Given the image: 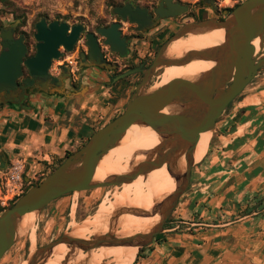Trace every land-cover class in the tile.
Returning a JSON list of instances; mask_svg holds the SVG:
<instances>
[{
	"label": "water",
	"instance_id": "obj_1",
	"mask_svg": "<svg viewBox=\"0 0 264 264\" xmlns=\"http://www.w3.org/2000/svg\"><path fill=\"white\" fill-rule=\"evenodd\" d=\"M164 1L168 12L161 7L157 11L158 16L177 18L189 11V5L184 6L171 0ZM111 12L142 27L151 20L147 10L139 7L134 9L131 0L126 1L124 7L112 8ZM224 16L223 19L215 17L186 23L161 46L150 67L133 69L114 79V82H117L138 72L143 74L122 114L95 131L81 149L69 155L51 174L38 185L31 187L11 208L0 214V263L15 245L22 231L20 225L28 214H40L51 203L67 194L102 188H120L133 183L140 176L166 167L176 183V190L163 200L155 202L150 211L131 206L118 207L110 216L109 229L106 233L93 232L88 239L74 236V230L65 233L58 239L35 248L27 264H46L55 248L62 244L70 248L71 252L61 264L76 262L79 252L89 254L102 247H137L139 253L151 245L156 236L164 233L168 220L190 187L192 170L197 164L195 151L199 136L208 131L214 133L218 120L230 104L264 69V0H245L233 11L224 13ZM120 26L119 23H114L110 28H99L98 33L106 39V45L114 54L126 57L127 41L121 38ZM35 27L36 54L28 58L26 57L29 50L23 38H15L10 29L1 33L4 43L0 51V105L6 104L4 97L10 99L15 95L12 93L13 90L23 88L19 87L17 82L24 75L23 66L31 77L37 79L50 77L48 69L52 61L62 57L60 49L73 52L75 44L85 30L82 24L71 28L66 22L48 23L45 18L39 20ZM215 30L225 31V40L220 46L190 50L180 58L166 56L173 42L189 35L208 34ZM258 38L260 52L256 54L253 43ZM86 39L90 59L94 61L99 56V44L93 33H87ZM6 40L12 42H5ZM84 59L85 54H82V60ZM100 61L99 58L97 63L88 64V67H95L100 72L116 70V67L107 63L102 64ZM193 61L213 62L214 66L196 79L178 78L151 90V81L160 69L165 66H185ZM84 69V66L79 68V73ZM29 81L30 79L24 83ZM84 81L85 79L81 84L78 82L76 88L68 90L66 81L62 79L58 83L59 87L49 89L47 85L43 93L64 98L68 95L73 98L85 93L88 86ZM23 100L25 95L21 96V101ZM7 103L12 104L10 101ZM28 106L32 107V100L28 101ZM166 109H170V113H165ZM135 125L151 128L160 138L159 146L153 151L141 153L145 157L144 160L131 161L127 173L111 175L103 181H96L97 168L103 157L116 148L128 130ZM183 158L186 162L184 170L179 169V163ZM9 165L3 168L6 169ZM25 177L26 174L23 178L29 183L30 180ZM124 215L138 218L159 216V221L149 232L121 236L117 234V225ZM91 229L93 231V228H89Z\"/></svg>",
	"mask_w": 264,
	"mask_h": 264
},
{
	"label": "crops",
	"instance_id": "obj_2",
	"mask_svg": "<svg viewBox=\"0 0 264 264\" xmlns=\"http://www.w3.org/2000/svg\"><path fill=\"white\" fill-rule=\"evenodd\" d=\"M84 82L85 93L73 98L44 94L32 107L0 105V163L25 162L28 187L118 116L133 92L109 96L114 87ZM177 211L164 241L154 240L133 264H264V69L217 123Z\"/></svg>",
	"mask_w": 264,
	"mask_h": 264
},
{
	"label": "rangeland",
	"instance_id": "obj_3",
	"mask_svg": "<svg viewBox=\"0 0 264 264\" xmlns=\"http://www.w3.org/2000/svg\"><path fill=\"white\" fill-rule=\"evenodd\" d=\"M10 1H11L10 6H6V7H4L3 4L0 2V25H1L0 33L4 26L18 23L19 21V23H22L19 31L22 33L26 32L28 35L29 43L34 45V39H35L34 35L36 33L35 24L42 18H45L49 21L66 22L70 26L82 24L90 31H94L97 28L103 27L107 25V23L112 22L116 17L111 12L112 8L118 5H122L128 0H10ZM131 1L141 5L154 7L156 4H158L160 0H131ZM178 1L189 5L190 8L194 11H196L197 9V11L201 16L212 17L217 14L224 15V13L226 12H231L230 9H233L237 4L240 5L245 0H178ZM18 15H20V17H17ZM163 24L164 25L162 27H159L158 29H153L146 34L141 35L140 40L136 43V45L134 43L131 45L130 56L124 60H119L120 69H127V67L133 65V62L135 61V55L137 56L136 62L140 63L143 60V56L149 53H154L158 49V45L160 43L159 41L163 37L168 36L175 29L176 22L170 21V22H164ZM125 28H131V27L129 24H127ZM187 38H184L183 40L185 41ZM255 43L256 42H254L253 44L255 45ZM78 50L86 51V44L84 39L80 41L77 50L74 53L75 56ZM259 52L260 50L259 51L256 50V54H258ZM55 65H57V63ZM163 72L164 70L160 69L156 73V75L153 77L151 81V87H153L155 84L161 81L160 76ZM75 73H77V70L75 71ZM135 78H136L135 76H132L113 86L114 90H111L109 92V96L110 95L119 96V93L122 92L124 94V98L127 97L126 92L129 93L132 90H134ZM81 83L82 82H79V84ZM126 105L127 103L119 109L120 114L124 112ZM116 115H118V113H115L113 116ZM104 122L105 120L104 121L102 120L101 124H103ZM101 124L99 125V127L101 126ZM26 191L27 189L25 190V192ZM114 191L115 188L94 189L81 193L67 194L62 198L54 201L48 207H46V209H44L40 214L34 215L35 219L32 226L20 232L15 245L6 253L0 264H23L25 261L28 260L31 254L32 240L30 236L33 231L36 236V241H35L36 248L46 245L58 239L61 235L72 232L74 230L75 224L83 225V223L87 219L90 220L100 207L107 205L106 203H104L107 201V199L105 198H108V195L110 194L111 195L114 194ZM18 199L19 198H17L15 202ZM116 200H112L108 204ZM15 202H13L12 204H14ZM74 204H76V207L73 210L72 206ZM177 207L174 213L172 214L174 218L178 214ZM89 231L92 232V229ZM92 235L93 232L89 234V237ZM111 254H112V250L104 252L98 256L92 255L90 258L87 259V262L91 264H100L103 262V260H106L104 264L106 263L114 264L111 263L109 260L111 258ZM71 264H81V263L80 261L77 260L76 262H73Z\"/></svg>",
	"mask_w": 264,
	"mask_h": 264
},
{
	"label": "bare ground",
	"instance_id": "obj_4",
	"mask_svg": "<svg viewBox=\"0 0 264 264\" xmlns=\"http://www.w3.org/2000/svg\"><path fill=\"white\" fill-rule=\"evenodd\" d=\"M224 33V30H215L208 34L189 35L185 41L183 38L173 42L169 46L166 56L169 58H180L190 50H203L220 46L225 40ZM255 42V50L259 51L260 39H256ZM213 66V62L207 61H193L185 66H165L162 68L164 72L160 76L161 81L155 84L151 90L160 88L178 78L196 79L201 74L211 70ZM164 112L170 113V109H166ZM211 137V131L202 133L199 136L195 151L196 163H200L204 159L210 145ZM159 144L160 138L151 128L138 125L131 127L119 145L110 150L103 157L98 165L95 180L103 181L111 175L127 173L130 169L131 161L144 160L145 157L142 156L141 153L153 151ZM185 165L186 162L183 158L179 163V169L184 170ZM175 190L176 183L167 172L166 167L156 169L146 176H140L133 183L116 188L114 194L111 195L109 193L110 195H108V198H105L107 201L104 202L107 205L100 207L93 217L90 220L87 219L82 226L75 224L73 235L88 239L89 234L92 232L106 233L109 229L110 216L118 207L131 206L150 211L155 202L163 200ZM112 200L116 201L108 204ZM75 207L76 204L72 206V209L74 210ZM34 215L35 213L25 216L20 225L22 231L32 226L35 219ZM158 221L159 216L153 218H138L133 215H124L118 221L117 234L128 236L140 232H149ZM89 228H93V231L90 232ZM30 237L32 240L31 252H33L36 248V236L34 231L31 233ZM110 250H112V254L109 260L114 264H133L138 253L137 247H102L89 254L79 252L77 253L76 260L85 264H91L87 262V259L92 255L98 256ZM70 252L71 249L62 244L55 248L51 258L46 264L62 263ZM105 261L106 260H103L100 264H104ZM23 264H27V261Z\"/></svg>",
	"mask_w": 264,
	"mask_h": 264
},
{
	"label": "flooded vegetation",
	"instance_id": "obj_5",
	"mask_svg": "<svg viewBox=\"0 0 264 264\" xmlns=\"http://www.w3.org/2000/svg\"><path fill=\"white\" fill-rule=\"evenodd\" d=\"M171 1L174 3H180L184 6L187 5V4H184L178 0H171ZM131 4H132L134 9L139 7L141 9L147 10L148 16L151 17V20L148 22L147 25L142 27L136 23L135 24L131 23L128 19L123 20L121 17L116 16L112 22L107 23V25H105L103 27H100V28H110L112 26V24H114V23H119L121 25L119 28V30L121 31V38H123L127 41L128 54L126 57H121L119 54H114L111 51L109 46L106 45V43H105L106 39L98 33L99 28H97L94 31H90L89 29H87L84 26L85 30L83 33H81V36H80L79 40L77 41V43L75 44L74 51H73L75 53L80 41L82 39H84L85 44H86V51L78 50L79 55H77L78 57H77V62H76L77 73H73L72 69H66V70L57 72V69H56L57 65H55L57 63V61L53 60L50 68L48 69V74L50 77L37 79V78L31 77L29 75V72L27 71V69L23 66L24 75H23V77H21L17 81L19 84V87L21 86L23 88H17L15 90H13L12 93H15V95H12L10 99L7 98V96L4 97L3 99L6 100L5 105H8L7 102L10 101V102H12V104H10V105L16 106L17 108L29 107L28 106L29 100H34L35 97L43 96L44 95L43 92H44L47 85L49 86V89H53V87H59L58 83L62 79H64L66 81L67 89L71 90L73 88H76L77 83L82 82L84 79H87L88 81L98 85L100 88L101 87L108 88V87H113L116 84H118L119 82L124 81V80H126L132 76H135L136 77L135 78V87H134V90H132L133 91L132 94H133L136 86L138 85V83L140 82V80L143 76V74L141 72H138L134 75L128 76V77L121 79L117 82H114V79L116 77H118L119 75H121L125 72H128L130 70L137 69V68L146 69V68L150 67L151 64L153 63V61L155 60L161 46L163 44H165L186 23L201 21V20L207 19V18L217 17L219 19H223L225 17L224 15H220V14L214 15L212 17L211 16H201L198 11L192 10L189 6V11L187 13L177 17V18H163V17L157 15V11L159 10V8L163 7V10H165V12H168L167 5H166L164 0H160L158 2V4H156L154 7L141 5L138 3H134L133 1H131ZM124 6H125V3L122 5H118L116 7H124ZM165 12L163 14H165ZM46 21L48 23L53 22V21H49L47 19H46ZM170 21L176 22L175 29L168 36L163 37L159 41L160 43L158 45V49L154 53H149V54L143 56V60L140 63L136 62L137 56L135 55V61L133 62V64L135 65L134 67L131 68V66H129V67H127V69H120L119 60H124L130 56L131 45L133 43L136 45V43L140 40L141 35L146 34V33L150 32L151 30H153V27L157 24H159V25L155 29L162 27L164 25L163 24L164 22H170ZM59 22H61V21H59ZM21 24L22 23H14V24H9L8 26H4L1 33L4 30L10 29L13 31V35L15 38H23L24 43L28 46V50H29L26 58L33 57L36 54L37 42L34 39V45L29 43L27 33L26 32L22 33L19 31ZM127 24H129L131 28H125ZM73 26H75V25H73ZM73 26H70V27L72 28ZM35 32H36V27H35ZM1 33H0V51L3 49L2 46L4 43V41H2V39H1ZM87 33L95 34V37L97 39V42H98L99 48H100L99 56L94 61H92L90 59V49L87 46V39H86ZM5 42H12V41L6 40ZM60 51L62 52V56H63V49H60ZM82 54H85L84 60H82ZM99 58H100V60H101L100 62L102 64H106V63L110 64L113 67H116V70L111 71V72L101 71L97 75H95L93 73L90 74L91 71H95V70H97V68L91 67V66L88 67V64L90 65L92 63H97ZM82 66H84L85 69H84V71L79 73V68H81ZM104 74L107 75L106 76L107 79H106ZM28 79H30V81L28 83H24ZM22 95H25V100H23V101H21ZM233 103H231L230 106ZM229 107L227 108V110L229 109ZM227 110L224 113H226Z\"/></svg>",
	"mask_w": 264,
	"mask_h": 264
},
{
	"label": "built area",
	"instance_id": "obj_6",
	"mask_svg": "<svg viewBox=\"0 0 264 264\" xmlns=\"http://www.w3.org/2000/svg\"><path fill=\"white\" fill-rule=\"evenodd\" d=\"M77 52L76 56L74 52H66L63 50V56L57 61V72L65 69H72L75 73L77 70ZM25 162L16 161L11 163L6 169L3 168L0 163V206L3 208L11 206L17 198H20L26 188L30 185L24 181ZM37 181V179H34Z\"/></svg>",
	"mask_w": 264,
	"mask_h": 264
},
{
	"label": "trees",
	"instance_id": "obj_7",
	"mask_svg": "<svg viewBox=\"0 0 264 264\" xmlns=\"http://www.w3.org/2000/svg\"><path fill=\"white\" fill-rule=\"evenodd\" d=\"M0 2L3 4V6L4 7H6V6H10V4H11V1L10 0H0ZM239 6V4H237L233 9H230V11H233L235 8H237ZM17 17H20V15H18ZM0 27H1V25H0ZM135 65L133 64V65H131V68L132 67H134ZM238 99V98H237ZM236 99V100H237ZM231 107V106H230ZM229 107V108H230ZM221 119V118H220ZM220 119L218 120V122L220 121ZM217 122V123H218ZM72 154V152H69L67 155H66V158L69 156V155H71ZM63 162V161H62ZM61 162V163H62ZM41 181L39 180V181H37V182H35V184H33V186H36V185H38L39 183H40ZM32 186V187H33ZM27 189V191L30 189V187L29 188H26ZM26 191V192H27ZM25 192V193H26ZM24 193V194H25ZM23 194V195H24ZM14 204H12L11 206H9L8 208H3V207H1L0 206V214H2L5 210H7V209H9V208H11L12 206H13ZM172 221V216L170 217V219L168 220V222H167V224H166V226H165V229H167L168 228V225H169V223ZM164 241V234H160V235H158V236H156V238H155V242H157V243H161V242H163ZM148 248H144L143 250H141L139 253H138V259L139 258H143V257H145L144 256V252L147 250Z\"/></svg>",
	"mask_w": 264,
	"mask_h": 264
}]
</instances>
